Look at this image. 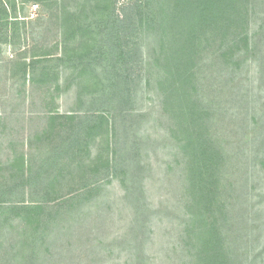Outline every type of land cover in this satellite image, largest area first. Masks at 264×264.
Returning <instances> with one entry per match:
<instances>
[{
    "label": "trees",
    "instance_id": "1",
    "mask_svg": "<svg viewBox=\"0 0 264 264\" xmlns=\"http://www.w3.org/2000/svg\"><path fill=\"white\" fill-rule=\"evenodd\" d=\"M31 1L52 5L60 38L52 48V60H45L52 61V70L36 69L33 61L30 65L23 61L10 71L12 79L20 76L28 86L52 85V107L74 89L77 107L69 117L54 115L56 110H52V133L50 129L45 132L53 136L41 138L55 141L47 157L41 148L32 154L16 152L14 162L0 165V247L8 241L17 243L8 231L16 221V228L23 230L19 264H60L55 257H60L58 246L65 238L70 247L75 241V252L83 244L95 256L105 248L128 252L127 264H153L145 252L152 232L150 208L144 201L150 159L146 150L171 143L179 155L172 156L167 166L179 170L176 177L183 191L184 212L179 217L186 233L183 263L240 264L226 247L225 229L236 200L241 202L256 190L251 182L256 179L245 177L251 171L244 172L242 184L234 178L240 176L239 166H264V158L251 159L239 147H232L212 125L217 126L216 107L222 104L217 94L229 97L227 104L253 91L243 76L250 73L245 70L251 67L249 62L256 61L258 76H264V18L259 30L250 33L256 17L253 2L129 0L131 5L120 6L126 17L121 18L118 0H0V54L4 45L20 42L17 22L9 21V4L16 11L17 3ZM149 35L152 46L145 57L142 38ZM64 74L67 79L62 82ZM144 88L155 92V101L144 97ZM61 120L70 125H60ZM253 120L249 136L257 139L264 119L260 124L257 117ZM154 127L165 133L161 140L152 138L149 129ZM97 133L104 139L102 150L93 157ZM115 182L121 189L115 202L121 200L134 212L130 227L124 231L118 227L121 230L114 234L106 223H99L98 232L90 231L84 239L78 232L68 235L71 225H78L84 212L89 213L87 209L101 205L105 214L111 213L112 203L101 196ZM25 191L30 192L27 197ZM107 219L115 226L118 223L108 215ZM51 248L58 254L52 252L49 259ZM81 255L72 251L68 263L79 264ZM93 258L91 264H109Z\"/></svg>",
    "mask_w": 264,
    "mask_h": 264
},
{
    "label": "rangeland",
    "instance_id": "2",
    "mask_svg": "<svg viewBox=\"0 0 264 264\" xmlns=\"http://www.w3.org/2000/svg\"><path fill=\"white\" fill-rule=\"evenodd\" d=\"M12 0H8V3ZM253 2L256 16L252 22L250 33L259 30L260 22H263L264 18V0H250ZM7 2V0H6ZM32 3H17L16 11L9 4V21H16L18 24L15 31L20 37V42L16 44L3 46L2 53L0 54V165L5 166L15 160L16 152L21 154H32L37 152L40 148L45 149L44 155L47 157L49 151H52L54 138L52 137L51 143L41 138H50L52 128L49 126V122L52 119V110H56L54 115H71L72 108H76V92L70 90L62 95L57 100L56 106L52 107V85L47 87L46 85L40 86L36 83L34 85H25L23 81L18 78L12 79L11 70L16 69L17 64L27 62L29 65L33 61L36 64V69H44V67L52 70V61L45 62V60H52V48L58 42L59 28L57 27L56 19L52 15V5L50 7L43 4ZM171 2V1H170ZM169 3V5H171ZM132 1L118 0L117 13L123 16L122 7L125 5H131ZM57 5V3H56ZM126 18V17H125ZM128 18V17H127ZM12 30V29H11ZM7 30L3 31V34ZM10 36V35H8ZM263 38V37H262ZM261 38V40H262ZM143 47L142 50L145 53V57H149V49L152 44V36H144L142 38ZM264 44V40L262 41ZM264 46V45H263ZM152 54V51H151ZM209 54V52H208ZM38 61H44L36 63ZM250 68L245 67V70H249L250 73H243L252 85L250 93L242 99H236L226 104V100L229 97L224 94H217L218 101H222L219 104V108L216 107V121L217 126L212 127L223 132V138L230 140L232 147H239L244 154H249L251 159L255 157L258 160L264 158V125L261 128V132L258 134L257 139L249 136V130L253 119L257 117L256 122L262 123L264 119V76L260 78L257 72L260 71L258 63L255 61L249 62ZM37 70V71H40ZM242 70V69H240ZM243 72V71H242ZM68 74V73H66ZM62 82H65L66 75L64 74ZM238 77V75H237ZM67 79V78H66ZM46 81L45 83L48 84ZM237 83V82H236ZM223 87V85H221ZM244 91L245 86L239 85ZM26 88V92L24 90ZM224 88V87H223ZM225 91L228 89L224 88ZM218 90V89H217ZM231 90V89H230ZM144 97L155 101V92L153 90L143 89ZM142 96V95H141ZM146 99V100H147ZM142 97L139 101L141 103ZM148 103V102H147ZM146 103V104H147ZM149 104V103H148ZM140 105H143L141 103ZM218 113H222L219 116ZM224 113H227L224 114ZM81 116H90L93 113H80ZM60 125L67 127L70 125V121L61 120ZM215 125V124H214ZM146 126V125H145ZM150 126V125H149ZM159 127V126H156ZM150 128L152 131L151 136L153 139L161 140L162 135H165L159 128ZM235 128V129H234ZM50 129L49 132H45ZM154 129V130H153ZM164 133V134H163ZM104 139V135L97 133L95 135V142L92 145L93 157L101 149V142ZM251 139V140H250ZM264 147V146H263ZM261 149V151H260ZM100 150V151H101ZM99 151V152H100ZM260 152L258 156L253 155ZM150 159H147L148 172L145 179L146 197L144 201L148 205L149 216L152 220H149L151 226V239L146 241L145 252L148 257H152L153 264H184L182 241H184L186 233L183 225L180 224L179 217L183 216L184 202L181 195L183 191L180 187L179 178L176 177V166H167V164L173 160L172 156H177L178 149L171 143H160L156 150L147 151ZM250 159V160H251ZM256 161V160H255ZM257 164V162H255ZM169 167V173L167 170ZM174 168V169H173ZM244 168V169H243ZM248 172L256 179L251 181L256 186V193H249L247 197L243 196L242 201L236 200V209L228 216L230 224L225 229L229 243L226 247L232 252L230 255L239 259L240 264H263L264 263V166L261 164L252 166L250 163H246L244 166H239L240 176H236L235 181L238 184H242L244 181V172ZM252 174V175H251ZM243 176V177H242ZM234 182V180H233ZM246 184L248 190L249 185ZM251 190V189H250ZM36 191V190H35ZM242 192H247L243 188ZM29 191H25L24 197L29 195ZM121 189H119V183L115 182L114 185L109 187V190L103 191L101 198L108 204L113 205L111 213L105 214L103 207L95 206L94 208L87 209L89 213L81 217V221L78 225H71L68 235L75 232L80 233L81 239L85 237L90 231L96 233L99 223H106L114 232L117 233L118 227H123V231L127 230L135 219L134 212L130 206H126L120 200L118 203L115 200L119 199ZM37 194V193H36ZM256 194H258L256 196ZM241 195V194H239ZM103 202V201H101ZM242 204V205H241ZM246 204V205H244ZM255 206V207H254ZM110 208H108L109 211ZM256 209V212H255ZM112 218V220L118 222L116 226L111 220H106V216ZM99 216H102L101 218ZM8 229L10 239L16 242H11L0 247V264H19L22 257L18 256V249L20 246V233L23 230L19 227ZM19 223V222H18ZM87 226V227H85ZM129 226V227H128ZM91 229H89V228ZM121 230V229H120ZM119 230V231H120ZM96 231V232H95ZM118 231V232H119ZM111 232V233H112ZM67 239L61 240V245L58 247V253L60 257H55L56 260H60V264H66L71 260L72 251L75 254H82V259L79 264H91L90 257L93 259H99L108 261L109 264H127V258L130 257L129 253L124 251L119 254L118 252H111L100 249L95 255L92 254L90 248L85 245H80L77 252L74 251V247H70L67 244ZM84 239V238H83ZM1 241L2 238H1ZM19 241V242H18ZM5 243V242H4ZM11 244H16L12 246ZM13 247V249H12ZM54 252L58 254L54 248L48 252V258L52 259ZM111 252V253H110ZM69 264V263H68ZM96 264V262H95Z\"/></svg>",
    "mask_w": 264,
    "mask_h": 264
},
{
    "label": "crops",
    "instance_id": "3",
    "mask_svg": "<svg viewBox=\"0 0 264 264\" xmlns=\"http://www.w3.org/2000/svg\"><path fill=\"white\" fill-rule=\"evenodd\" d=\"M10 21H12V20H10Z\"/></svg>",
    "mask_w": 264,
    "mask_h": 264
}]
</instances>
